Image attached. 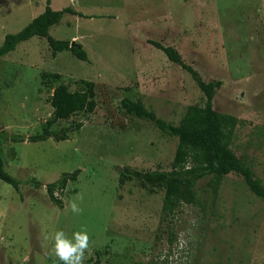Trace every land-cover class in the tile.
<instances>
[{
  "label": "rangeland",
  "instance_id": "1",
  "mask_svg": "<svg viewBox=\"0 0 264 264\" xmlns=\"http://www.w3.org/2000/svg\"><path fill=\"white\" fill-rule=\"evenodd\" d=\"M50 2L80 13H65L49 33L81 45L87 59L52 55L37 36L1 56L0 136L41 131L52 112L43 71L59 73L72 91L75 81H92L96 106L52 125L81 124L65 140H2L4 170L20 184L0 180V264H61L51 253L54 233L70 238L81 228L89 237L83 264H264V198L235 173L214 196L208 175L196 183L201 205L180 204L163 217V187L124 169L170 170L177 138L121 107L124 97L137 100L177 125L188 105L203 106L191 76L149 41L174 47L204 81H220L213 108L238 118L231 149L264 185V0ZM44 7L45 0H0V44ZM75 169L56 193L62 206L53 204L45 184Z\"/></svg>",
  "mask_w": 264,
  "mask_h": 264
},
{
  "label": "trees",
  "instance_id": "2",
  "mask_svg": "<svg viewBox=\"0 0 264 264\" xmlns=\"http://www.w3.org/2000/svg\"><path fill=\"white\" fill-rule=\"evenodd\" d=\"M80 14L71 6L59 10L50 7V0H45V7L41 13L33 17L25 26L15 33H7L0 44V57L16 46L33 36L42 37L46 40L52 55L69 50L72 55L86 61L87 55L81 45L70 46L66 39H55L50 35L49 29L58 23L65 14ZM156 48L160 49L170 62L178 64L185 70L204 95L203 106L188 105L177 125H172L156 116L155 112L145 108L141 102L124 97L121 107L126 113L151 121L162 134L177 138V143L168 171H129L124 172L137 179L145 180L150 184L163 187V199L161 204L162 216H171L180 204L201 205V198L196 190L199 179L211 175L207 181L212 194H217L221 179L224 175L235 173L242 178L248 190L254 195L264 198V185L255 176L251 167L239 158L231 149L232 137L238 124V118L234 115L221 113L213 108V97L220 86L219 80L204 81L198 72L190 65L182 61L174 47L164 46L157 41L150 40ZM61 75L56 72H41L40 86L51 90L50 105L52 112L43 123L41 131L26 137L19 135L0 136V180L10 184L18 190L20 181L4 170L1 157L2 140L12 142H39L51 138L55 141L65 140L68 133L79 129L80 123L74 127H61L54 131L52 125L68 119L77 113H91L95 109L94 83L84 79L76 82L78 88L70 90L60 81ZM79 169L62 173L56 180L45 184V190L49 200L62 206L61 200L56 193L65 189L69 181L76 179ZM36 185L40 183L34 181ZM170 237L169 240H172Z\"/></svg>",
  "mask_w": 264,
  "mask_h": 264
},
{
  "label": "clouds",
  "instance_id": "3",
  "mask_svg": "<svg viewBox=\"0 0 264 264\" xmlns=\"http://www.w3.org/2000/svg\"><path fill=\"white\" fill-rule=\"evenodd\" d=\"M72 213L81 210L75 202L69 204ZM88 233L84 228L72 233L69 238L62 230H57L52 237L51 253L61 264H83L85 250L88 249Z\"/></svg>",
  "mask_w": 264,
  "mask_h": 264
},
{
  "label": "water",
  "instance_id": "4",
  "mask_svg": "<svg viewBox=\"0 0 264 264\" xmlns=\"http://www.w3.org/2000/svg\"><path fill=\"white\" fill-rule=\"evenodd\" d=\"M77 44L74 41L70 42V46H76Z\"/></svg>",
  "mask_w": 264,
  "mask_h": 264
},
{
  "label": "crops",
  "instance_id": "5",
  "mask_svg": "<svg viewBox=\"0 0 264 264\" xmlns=\"http://www.w3.org/2000/svg\"><path fill=\"white\" fill-rule=\"evenodd\" d=\"M50 7L52 8V4H51V2H50ZM14 9V8H13ZM15 10V9H14ZM35 17V16H34Z\"/></svg>",
  "mask_w": 264,
  "mask_h": 264
}]
</instances>
